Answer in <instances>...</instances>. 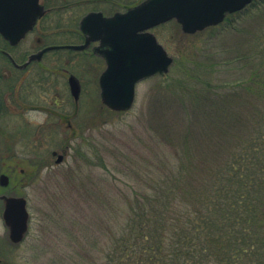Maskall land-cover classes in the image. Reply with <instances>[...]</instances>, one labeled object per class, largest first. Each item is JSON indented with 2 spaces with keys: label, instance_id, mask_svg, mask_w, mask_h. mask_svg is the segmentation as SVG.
Here are the masks:
<instances>
[{
  "label": "rangeland",
  "instance_id": "374dc122",
  "mask_svg": "<svg viewBox=\"0 0 264 264\" xmlns=\"http://www.w3.org/2000/svg\"><path fill=\"white\" fill-rule=\"evenodd\" d=\"M68 1L81 0L53 5ZM82 1L77 21L53 15L45 26L55 33L26 38L13 53L17 63L51 45H81L82 37L66 30L78 29L82 16L90 11L111 16L138 0ZM263 31L264 0L219 27L193 35L175 21L157 27L153 33L174 63L169 73L139 83L133 108L122 113L102 104L99 77L106 63L91 49L52 51L22 71L0 57L1 74L12 78L1 84L6 117L0 175H8L10 184L6 189L0 185V196L25 197L30 214L24 241L13 244L0 202V264H103L106 247L125 229L133 190L148 194L154 181L176 171L182 161L176 151L182 152L189 140L191 121L197 140L193 153L216 168L222 154L214 136L220 140L222 130L230 134L224 143L230 149V137L240 139L247 125L243 120L222 128L205 120L203 112H211L218 100L215 94H199L200 80L217 83L237 76L242 67L230 65L229 56L246 50ZM36 36L41 42L33 48ZM70 76L81 84L78 101L70 92ZM247 113L242 111L241 118Z\"/></svg>",
  "mask_w": 264,
  "mask_h": 264
},
{
  "label": "trees",
  "instance_id": "16d2710c",
  "mask_svg": "<svg viewBox=\"0 0 264 264\" xmlns=\"http://www.w3.org/2000/svg\"><path fill=\"white\" fill-rule=\"evenodd\" d=\"M229 58L242 67L237 76L217 83L198 79L199 94L218 100V108L202 116L222 128L244 120L242 137H230L229 149L230 134L214 136L222 157L211 168L192 151L191 121L190 138L176 151L182 158L176 171L154 181L148 194L133 190L125 229L106 247L103 264H264V31ZM242 111L248 113L241 118Z\"/></svg>",
  "mask_w": 264,
  "mask_h": 264
},
{
  "label": "water",
  "instance_id": "95a60500",
  "mask_svg": "<svg viewBox=\"0 0 264 264\" xmlns=\"http://www.w3.org/2000/svg\"><path fill=\"white\" fill-rule=\"evenodd\" d=\"M25 0H0V33L12 44H17L31 29L32 25L45 12L38 0H30L34 8L31 25L22 26L19 9ZM252 0H232L224 3L225 8H215L214 0H147L129 9L125 13H117L113 17H104L101 13H91L81 21V31L85 35L83 45L50 46L29 57L28 62L18 65L8 55L15 67L26 68L34 61H41L43 56L55 50L83 51L92 42L100 44L93 52L106 62V69L101 74L99 85L101 101L104 106L114 112L131 110L136 101L137 85L147 78L169 73L174 59L161 46L154 34L149 30L162 23L175 19L186 34L220 24L226 13L241 10ZM8 5V11L5 10ZM18 8H14V6ZM216 9V10H215ZM14 31V32H13ZM72 96L79 100L81 86L75 76L69 78ZM57 155V153H54ZM63 160L59 155L58 162ZM9 176H0V185L9 186ZM3 204V220L9 231V239L13 244H20L29 231L30 215L25 197L12 195L0 196Z\"/></svg>",
  "mask_w": 264,
  "mask_h": 264
},
{
  "label": "flooded vegetation",
  "instance_id": "af4514ba",
  "mask_svg": "<svg viewBox=\"0 0 264 264\" xmlns=\"http://www.w3.org/2000/svg\"><path fill=\"white\" fill-rule=\"evenodd\" d=\"M53 1H55V3H58L59 0H44V1L43 0H39V4H41L43 6V10H44L45 14L41 18L37 19V21H35V23L31 27V29H29L27 31L25 37L20 42H18L17 44H12L8 39H6L0 33V57L4 61H6L5 63H7L9 65H12L16 70L22 71L23 69H19V68L15 67V65L13 64V62L11 61V59L8 57L7 54H9L12 57V59L15 61V63L18 64L17 61H16V58H15V55L13 53L17 52L21 48V46L23 45L24 40L26 38H28L30 36L31 37L33 36L34 37V34H37V35L40 36V35H47L49 33H55V30L54 29H51V28L49 29V28H47L45 26L47 24V21L50 18H52L53 15H55V17H58L60 21H62V20H74V21H77V19H78L77 15H76L77 14V6H81L80 8H82V5H84V2L81 0V1H73V2L68 1V2H65V4L63 6H61V7H58L57 6L56 7V6H54L55 3ZM113 1H119V0H113ZM145 1H147V0H138L137 3H135V4L131 5V6H126L125 9H124V11H122V12H125L128 9L132 8V7H135L137 5H140L141 3L145 2ZM231 1L232 0H214V2H215V8L218 9V10H222V9L225 8V5L223 7V4L224 3L231 2ZM256 1L257 0H253L252 3H250L245 8H243V9H241L239 11H236L234 13H226L225 14V17H224V20H223L222 23H220L219 25H216V26L209 27V28L219 27V26L223 25V23L227 19H229L230 17L239 16L245 10H247L249 7H252V5H254ZM30 3H31L30 0H25V2H23L21 4V8L19 9L20 16H21L22 19H24V21L22 22V26H27V25H31L32 24L31 23V19L33 18L34 8L30 5ZM12 6H14V8H18V6H15V5H11L10 7H12ZM7 8H8V5H5V10L6 11H8ZM74 8H75L76 13L73 11ZM80 8H78V10H80ZM66 10H68L69 12H64ZM70 11H73V12H70ZM120 12L121 11H117V12H115L111 16H106L101 11H90V12L86 13L84 16H82L79 19L78 29H67L66 32L71 33V34H74V36H77L78 35V36L82 37V44H83L85 42V35L81 31V21L83 20V18H85L87 15H89L91 13H102L106 17H112L116 13H120ZM162 25H164V24H162ZM159 26H161V25H159ZM159 26H157V27H159ZM157 27H155L154 29H156ZM60 28H61V24L59 25V27H58L57 30H59ZM209 28H207V29H209ZM65 29L66 28H62V30L64 32H65ZM154 29H152L150 31V33H153V30ZM207 29H205V30H207ZM154 35L156 36V34H154ZM34 42H35V44L32 47L33 48L38 47L40 45L41 38L37 37ZM98 45H99L98 42H94V43H92L90 45V47L87 50H90L91 49V51L93 52V48L96 47V46H98ZM87 50H85V51H76V52H85L86 53ZM32 54H34V53H32ZM32 54H30V56ZM30 56H28V58L25 59V61L22 64H18V65L25 64L29 60V57ZM34 62L30 63L24 69L25 70L28 69ZM11 79L12 78L9 77L8 74L7 75L6 74L2 75L1 74V69H0V135L1 136H2V133H3L2 123H3L4 118L6 117L5 112H4V109H3L6 101H5V99L3 98V95H2V86H1V84L3 82L11 81ZM76 101H78V100H76Z\"/></svg>",
  "mask_w": 264,
  "mask_h": 264
}]
</instances>
